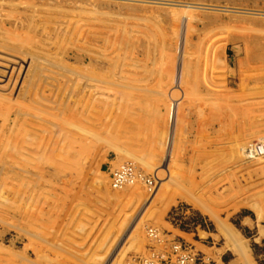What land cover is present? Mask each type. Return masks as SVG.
<instances>
[{
	"label": "rangeland",
	"instance_id": "1",
	"mask_svg": "<svg viewBox=\"0 0 264 264\" xmlns=\"http://www.w3.org/2000/svg\"><path fill=\"white\" fill-rule=\"evenodd\" d=\"M177 244L264 264V0H0V264Z\"/></svg>",
	"mask_w": 264,
	"mask_h": 264
},
{
	"label": "built area",
	"instance_id": "2",
	"mask_svg": "<svg viewBox=\"0 0 264 264\" xmlns=\"http://www.w3.org/2000/svg\"><path fill=\"white\" fill-rule=\"evenodd\" d=\"M129 167L122 166L120 169L110 173L112 184L119 186L125 183L129 177ZM194 256L181 245H174L170 252H155L148 255L132 259L127 264H194Z\"/></svg>",
	"mask_w": 264,
	"mask_h": 264
},
{
	"label": "bare ground",
	"instance_id": "3",
	"mask_svg": "<svg viewBox=\"0 0 264 264\" xmlns=\"http://www.w3.org/2000/svg\"><path fill=\"white\" fill-rule=\"evenodd\" d=\"M129 180H130V179H129ZM126 184H128V182H126ZM126 184H125V185H126ZM121 185L123 186V184H121ZM121 185H120V186H121ZM114 187H115V186H114ZM117 187H119V186H117Z\"/></svg>",
	"mask_w": 264,
	"mask_h": 264
}]
</instances>
